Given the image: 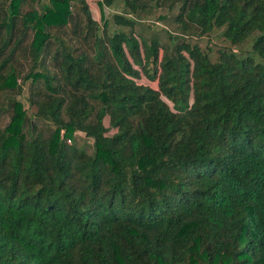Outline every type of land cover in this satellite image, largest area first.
Segmentation results:
<instances>
[{"label":"trees","instance_id":"trees-1","mask_svg":"<svg viewBox=\"0 0 264 264\" xmlns=\"http://www.w3.org/2000/svg\"><path fill=\"white\" fill-rule=\"evenodd\" d=\"M94 4L0 0V264H264V0Z\"/></svg>","mask_w":264,"mask_h":264},{"label":"rangeland","instance_id":"rangeland-1","mask_svg":"<svg viewBox=\"0 0 264 264\" xmlns=\"http://www.w3.org/2000/svg\"><path fill=\"white\" fill-rule=\"evenodd\" d=\"M95 1L96 0H88V2L90 3V5L93 7V13L95 15V17H97V13L95 11ZM141 26L143 28L146 29V26L144 23H140ZM149 34H152V30L148 31ZM154 35H159V33H154ZM252 41H253V36H248L247 39H245L242 43H240L239 45H237L235 48H236V52L237 53H240V54H244L246 52H248L250 50V47H251V44H252ZM199 45L201 48H204L206 46V42H205V39L204 38H200L199 40ZM213 43H215L213 40L210 41L209 45L211 46ZM149 85H151L152 87H155V83L154 82H149ZM103 123H104V126H107V120L104 119L103 120ZM111 132V130H109L107 133L109 134ZM80 136H82V133H79Z\"/></svg>","mask_w":264,"mask_h":264},{"label":"built area","instance_id":"built-area-1","mask_svg":"<svg viewBox=\"0 0 264 264\" xmlns=\"http://www.w3.org/2000/svg\"><path fill=\"white\" fill-rule=\"evenodd\" d=\"M69 141V140H68Z\"/></svg>","mask_w":264,"mask_h":264},{"label":"crops","instance_id":"crops-1","mask_svg":"<svg viewBox=\"0 0 264 264\" xmlns=\"http://www.w3.org/2000/svg\"><path fill=\"white\" fill-rule=\"evenodd\" d=\"M91 6V5H90Z\"/></svg>","mask_w":264,"mask_h":264}]
</instances>
